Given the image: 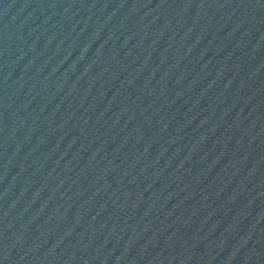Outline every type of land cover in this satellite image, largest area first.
<instances>
[{
  "label": "water",
  "instance_id": "water-1",
  "mask_svg": "<svg viewBox=\"0 0 264 264\" xmlns=\"http://www.w3.org/2000/svg\"><path fill=\"white\" fill-rule=\"evenodd\" d=\"M0 264H264V0H0Z\"/></svg>",
  "mask_w": 264,
  "mask_h": 264
}]
</instances>
